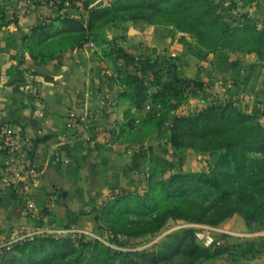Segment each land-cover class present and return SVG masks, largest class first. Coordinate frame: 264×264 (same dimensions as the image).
<instances>
[{
	"label": "trees",
	"instance_id": "1",
	"mask_svg": "<svg viewBox=\"0 0 264 264\" xmlns=\"http://www.w3.org/2000/svg\"><path fill=\"white\" fill-rule=\"evenodd\" d=\"M63 1L42 0L50 7L56 5L55 13L47 21H40L26 37L25 48L31 58L40 63L49 62L59 53L79 48L90 40L106 42L103 29L109 24L126 21L171 26L190 34L200 45L219 46L212 52L219 54H227L225 46H231L232 39L242 32L243 38L250 42L246 46L262 45L255 46L258 55L262 56L264 27L258 30L250 23L243 27L249 21L244 17L243 23L237 22L239 27L229 24L215 0H111L107 5L92 7L85 1L86 15L78 16H72L68 11L60 13ZM234 20L236 18L230 22L234 23ZM107 43L111 44L107 56L135 64L143 75L160 76L165 64L169 63L149 56L134 57L113 43ZM168 67L175 66L169 63ZM132 77L135 81L121 83L120 94L139 110L146 93L137 76ZM189 83L203 89L199 78L187 79L174 73L172 81L156 86L151 96L153 104L168 107L175 99V104L170 105L175 109ZM261 115L255 109L244 111L230 99H212L194 114L175 115L169 131V145L216 154L210 170H180L155 185L148 184L143 195L119 194L102 204L98 209L101 217L97 224L99 229L112 235L109 243L114 247L98 240L73 242L70 238H37L2 251L0 264H132L135 260L155 263L166 258L168 246H157L150 251H124L118 247L123 246L125 237L161 231L168 219L216 225L225 217L242 211L256 222L257 226L252 230H264V127L259 122ZM136 215L148 218L143 221L136 219ZM170 236L175 237L170 250L173 253L184 250L193 259H209L225 252H231L236 259L245 256L255 260L264 255V238L258 243L246 240L238 246L213 243L205 247L196 240L192 227L175 229L164 237ZM11 251L18 255H4Z\"/></svg>",
	"mask_w": 264,
	"mask_h": 264
},
{
	"label": "crops",
	"instance_id": "2",
	"mask_svg": "<svg viewBox=\"0 0 264 264\" xmlns=\"http://www.w3.org/2000/svg\"><path fill=\"white\" fill-rule=\"evenodd\" d=\"M49 15L42 0H0V76L5 79L0 84V122L12 127L22 145L32 144L37 170L27 193L19 191L3 168L6 151L0 143V238L41 224L102 232L95 208L109 194L135 186L146 162L167 168L175 159L160 153L158 145L129 155L123 145L94 139L99 128L112 131L108 124L114 126L121 112L102 103L112 88L90 49H69L46 63L31 58L26 37ZM142 34L149 44L163 42L172 54H182L187 63L183 72L202 80L207 99L235 100L251 92L264 104V66L252 54H201L188 39L164 28H145ZM241 108L252 112L254 105ZM69 110L79 117L75 127L65 124ZM92 114L99 119L91 120ZM259 122L264 127V114ZM26 197L35 206L29 216L23 213Z\"/></svg>",
	"mask_w": 264,
	"mask_h": 264
},
{
	"label": "rangeland",
	"instance_id": "3",
	"mask_svg": "<svg viewBox=\"0 0 264 264\" xmlns=\"http://www.w3.org/2000/svg\"><path fill=\"white\" fill-rule=\"evenodd\" d=\"M66 1H68V4L65 3ZM85 1H88L89 7H92L99 4L107 5L111 0H64L60 13L68 11L72 16H78L79 14L86 15V11L83 8V2ZM215 2L220 5L218 8L219 12L223 14L226 22L229 24L239 27L238 24L243 23L242 19L244 17L245 19L248 18L249 21L247 25L245 24L243 27L248 26L249 23L255 25L258 30H261L264 27V0H215ZM48 7L50 9V15H53L56 7L50 8L49 5ZM71 8L75 10L70 11L69 9ZM234 18H236V20H234L235 22H230ZM237 22L239 23L237 24ZM151 27L169 29L174 35L188 39L191 42L193 50L201 54H209L215 51L214 49L217 50L219 48V46L214 48L200 45L190 34L182 33L171 26L147 24L141 21H126L117 22L113 25L109 24L102 31L103 38L106 42L90 40L81 45V47L90 49V53L93 52L97 54L98 59L100 60L99 72L106 77L107 86L112 88V93L103 96L102 103L110 109L116 108L121 112V114H119V121L115 122L114 126L108 124L109 129L112 131L106 132L103 128H99L98 131H96V137L94 139L97 141L98 139L103 138L104 142L112 141L116 144L123 145L127 148L126 152L129 153V155L140 152L145 153L148 151L150 145L153 147L158 145V147L155 148H158L160 153L163 154L169 152L175 156L174 161L166 159L168 162L172 161V165L167 168H161L156 164L146 162L140 175L141 179L135 186L120 189L114 194H109L107 198L95 208L97 213L96 222H98L99 217H101L98 213L99 207L107 201L112 200L116 195L124 193L143 195L149 186L155 185L157 181L180 170L183 172H207L211 169L216 160V154L200 152L183 147L174 148L168 143L172 118L175 115L194 114L212 99L210 100L206 98L204 84L202 86L203 89H198L193 86L192 83H189L186 87L185 93L181 96L182 101L177 104L175 109L170 107V105L175 104V99L170 101L168 107H160L159 105L153 104L151 96L155 92L157 88L156 86L172 81L174 73L187 79H197L198 77H188L183 72V68L187 66L185 57L182 54H172L173 49L170 46H167L166 43L161 42L154 46L149 44L145 39H142L144 29ZM243 37V33L240 32L236 38L232 39L231 46H225L224 50L237 56L252 54L257 63L263 65L264 48L262 56H260L255 47L257 45L262 47V45L256 44L255 46H246L250 44V42ZM89 42L93 44L91 47L88 45ZM107 42H111L115 46L124 49L125 52L134 57L149 56L153 60L157 59L158 61L163 62L168 61L170 66L172 64L175 67H168V63L165 64L160 76L154 77L150 74L143 75L139 72L138 67L135 64L125 63L121 59L115 61L112 59V56H107L108 48L111 46V44ZM173 59L177 60L178 63H175ZM132 76H137V81L139 80L141 82L146 93L143 107L139 110L135 109L133 105H130L127 98L120 94L123 89L121 83L135 81ZM109 101H113L114 104L109 106ZM144 115H146V117H144ZM92 116L93 117H89L91 120H97L100 115L92 114ZM155 125L157 128H155ZM135 218L144 221L148 216L136 215ZM201 225H205L211 229L213 228L211 231L215 235L214 244L216 246L223 243L228 244V246H238V244H242L246 240H255V242L258 243L264 238V230H252L257 226L256 222L251 221L246 216L245 212L242 211L235 212L232 215L225 217L216 225ZM177 226L178 222L168 219L161 231L125 237L122 239L123 246L118 247V249L124 251L146 249L150 251L155 250L157 246H161L162 248L163 246H168V249H166V258H161L158 261H155V263L135 260L132 264H261L264 262L260 261V259L263 260L264 255H261L255 260H249L245 256L236 259L231 252H225L209 259H205L204 257L193 259L184 250L173 253L170 250V243L175 240V237H171L172 235L170 236L171 238L164 236L176 229ZM218 229H222L223 232L217 231ZM178 235L180 234L178 233ZM220 236L224 237L220 239ZM4 255L9 257L12 255H18V253L11 251Z\"/></svg>",
	"mask_w": 264,
	"mask_h": 264
},
{
	"label": "built area",
	"instance_id": "4",
	"mask_svg": "<svg viewBox=\"0 0 264 264\" xmlns=\"http://www.w3.org/2000/svg\"><path fill=\"white\" fill-rule=\"evenodd\" d=\"M68 4V1L65 2ZM52 4V3H51ZM48 7V5H47ZM56 5H53L55 8ZM49 8V7H48ZM51 15L43 18L41 21H47ZM89 47L93 44L89 42ZM4 77L0 76V84L4 83ZM236 105L242 107L243 105L252 104L254 109L264 114V104L256 98L251 92L241 93L235 100ZM109 106L114 104L113 101L108 102ZM148 108V106H147ZM93 117V116H90ZM65 124L69 127H75L79 124V117L73 110H69L66 116ZM0 143L6 151V158L4 161V170L12 175L14 182L17 184L19 191L27 193L29 186L37 176V170L35 164L32 161L33 146L29 142L21 144L19 135L12 129V127L6 122H0ZM134 148V147H133ZM132 149V147H131ZM34 202L31 198L26 197L23 213L25 216H29L34 210ZM178 226L192 227L195 229L196 240L205 247L212 245L215 241V235L211 231L212 229L201 224L187 223L183 221H177ZM175 230V229H174ZM217 231L223 232L222 229ZM112 235L108 232H91L85 229L77 228L74 225L69 226H47L45 224L27 226L19 231L13 238L5 239L0 238V253L2 251H9L16 244H21L26 241H33L37 238H52L62 239L70 238L73 242L83 240H98L102 243L112 246L109 243V239ZM114 247V246H113Z\"/></svg>",
	"mask_w": 264,
	"mask_h": 264
}]
</instances>
